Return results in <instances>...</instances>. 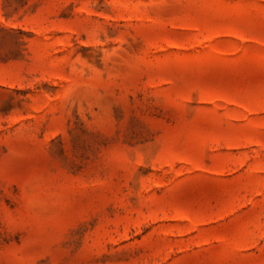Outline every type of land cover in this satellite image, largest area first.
Segmentation results:
<instances>
[{
  "label": "rangeland",
  "instance_id": "rangeland-1",
  "mask_svg": "<svg viewBox=\"0 0 264 264\" xmlns=\"http://www.w3.org/2000/svg\"><path fill=\"white\" fill-rule=\"evenodd\" d=\"M0 264H264V0H0Z\"/></svg>",
  "mask_w": 264,
  "mask_h": 264
}]
</instances>
